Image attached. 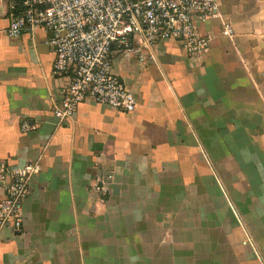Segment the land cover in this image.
I'll list each match as a JSON object with an SVG mask.
<instances>
[{
  "label": "crops",
  "instance_id": "0c3cea01",
  "mask_svg": "<svg viewBox=\"0 0 264 264\" xmlns=\"http://www.w3.org/2000/svg\"><path fill=\"white\" fill-rule=\"evenodd\" d=\"M8 23L1 3L0 158L40 170L22 229L0 227V264H264V0H219L198 22L199 57L173 39L155 60L115 53L136 109L88 97L63 123L53 108L68 79L51 72L49 33L9 38Z\"/></svg>",
  "mask_w": 264,
  "mask_h": 264
},
{
  "label": "built area",
  "instance_id": "2783aa9c",
  "mask_svg": "<svg viewBox=\"0 0 264 264\" xmlns=\"http://www.w3.org/2000/svg\"><path fill=\"white\" fill-rule=\"evenodd\" d=\"M7 7L5 34L18 37L23 31L41 27L49 33L54 59L51 72L67 78L64 93L53 108L59 123L69 121L80 102L95 103L132 112L137 101L124 81L113 72V55L130 52L139 61L155 60L153 48L160 41L176 40L186 55L199 57L210 38L198 22L219 16V0H0ZM224 34H231L224 23ZM2 31L0 30V36ZM21 122L22 131L35 129ZM37 161L10 168L0 158V227L21 230L22 203ZM112 174L101 171L93 189L104 201L110 192Z\"/></svg>",
  "mask_w": 264,
  "mask_h": 264
}]
</instances>
